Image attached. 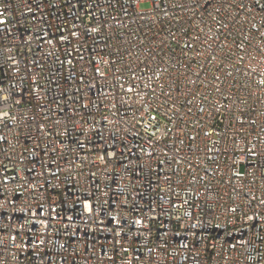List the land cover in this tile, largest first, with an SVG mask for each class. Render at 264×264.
Segmentation results:
<instances>
[{
  "label": "built area",
  "instance_id": "obj_1",
  "mask_svg": "<svg viewBox=\"0 0 264 264\" xmlns=\"http://www.w3.org/2000/svg\"><path fill=\"white\" fill-rule=\"evenodd\" d=\"M0 264H264V0H0Z\"/></svg>",
  "mask_w": 264,
  "mask_h": 264
},
{
  "label": "rangeland",
  "instance_id": "obj_2",
  "mask_svg": "<svg viewBox=\"0 0 264 264\" xmlns=\"http://www.w3.org/2000/svg\"><path fill=\"white\" fill-rule=\"evenodd\" d=\"M150 7V2L149 1H142L139 3V8L140 9H146Z\"/></svg>",
  "mask_w": 264,
  "mask_h": 264
}]
</instances>
